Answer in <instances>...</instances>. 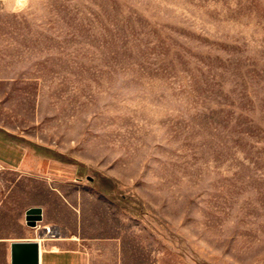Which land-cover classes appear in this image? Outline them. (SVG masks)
<instances>
[{
    "label": "rangeland",
    "instance_id": "374dc122",
    "mask_svg": "<svg viewBox=\"0 0 264 264\" xmlns=\"http://www.w3.org/2000/svg\"><path fill=\"white\" fill-rule=\"evenodd\" d=\"M69 230L93 264H264V0H0V240Z\"/></svg>",
    "mask_w": 264,
    "mask_h": 264
},
{
    "label": "crops",
    "instance_id": "0c3cea01",
    "mask_svg": "<svg viewBox=\"0 0 264 264\" xmlns=\"http://www.w3.org/2000/svg\"><path fill=\"white\" fill-rule=\"evenodd\" d=\"M57 169H59V167ZM45 171L52 172L53 170L48 167ZM49 227L50 225L48 224L45 228L46 233ZM74 233L75 232L72 230H69L68 234H63L61 237L41 238L40 236L36 237L33 235L15 237L10 241L3 239L0 240V242H9L11 248V243L13 241L38 238L40 240V264H93V255L90 251L78 246H73V244H77V238Z\"/></svg>",
    "mask_w": 264,
    "mask_h": 264
},
{
    "label": "water",
    "instance_id": "95a60500",
    "mask_svg": "<svg viewBox=\"0 0 264 264\" xmlns=\"http://www.w3.org/2000/svg\"><path fill=\"white\" fill-rule=\"evenodd\" d=\"M41 208L32 207L27 212L29 224L35 225L42 218ZM38 213V214H36ZM43 238V233L40 234ZM11 264H40V240H17L11 243Z\"/></svg>",
    "mask_w": 264,
    "mask_h": 264
},
{
    "label": "bare ground",
    "instance_id": "6f19581e",
    "mask_svg": "<svg viewBox=\"0 0 264 264\" xmlns=\"http://www.w3.org/2000/svg\"><path fill=\"white\" fill-rule=\"evenodd\" d=\"M22 2H23V1H22ZM19 3H20V1H19ZM47 231H48V233H50V232H55V230L52 229V228H48Z\"/></svg>",
    "mask_w": 264,
    "mask_h": 264
}]
</instances>
